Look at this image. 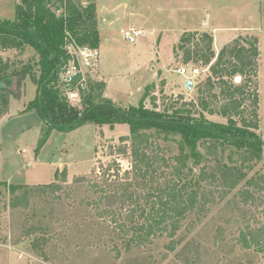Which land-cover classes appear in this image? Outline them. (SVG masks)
<instances>
[{"label":"rangeland","instance_id":"obj_1","mask_svg":"<svg viewBox=\"0 0 264 264\" xmlns=\"http://www.w3.org/2000/svg\"><path fill=\"white\" fill-rule=\"evenodd\" d=\"M99 1L116 5L120 14L114 20L112 34L103 36L107 45L104 42L99 49L105 62L102 66L100 63L89 82L106 85L98 78L99 73L106 74L116 83L117 90L108 95L105 86L99 94L123 110L133 107L159 113L164 118L191 117L198 122L247 129L237 116L184 108L178 97H183L185 103L195 100L197 86L210 75L208 67L201 62L185 65L186 52L212 49L219 54L237 39L245 46L257 39V66L250 88L259 100L258 122L257 128L250 131L264 143V0ZM13 2L0 0V21L16 20V6L21 0L16 5ZM104 16L107 20L111 18L105 13L100 23ZM128 29L143 32L136 44L129 45L123 39L122 33ZM184 38V49L178 48ZM38 58L29 47L3 50L0 46V59L10 67V73L34 65ZM194 67L201 74L190 80L194 83L190 91L186 89L185 79H188L179 70ZM38 77L37 73L24 81L17 77L8 92L0 93V264H264L262 254L244 250L237 243L246 225L259 227L264 223L260 202L264 193H258L261 200L249 206L241 204L237 196L251 179L264 177V150L254 153L247 147L217 141L218 154L214 158L202 140L186 146L185 175L200 191L215 192L216 205L210 206L205 215L198 211L189 215L177 235L175 252H168L170 240L165 236L157 237L142 249L127 252L119 232V225L127 218L115 223L98 213L109 209L122 215L126 210L128 214L131 209L139 212L151 209L154 191L169 179L167 173L157 172L153 178L143 179L130 174L126 178L132 163L120 151L124 145H130L129 141H121L131 136L129 124L98 127L87 123L70 132L53 130L40 149L39 143L47 129L33 106L40 95V87L34 80ZM237 81L238 84L240 79ZM59 85L62 89L61 78ZM88 89L81 93L80 101L70 102L79 111L85 109L82 95ZM251 102H247L245 112L248 121L252 119ZM145 132L152 133L154 129ZM163 137L160 143L168 150L167 158L177 164L182 136ZM246 157L251 162H246ZM203 168L217 174L220 181L210 178L201 182ZM65 169L67 178L61 177L59 199L34 190L55 182L56 172ZM90 174L99 183L101 178L113 179L125 188L114 199L100 203V195L92 191L88 178H81ZM12 185L20 187L14 195L10 193ZM23 187L29 191L26 193ZM219 230L224 232L223 241L216 240ZM115 249L120 250V255Z\"/></svg>","mask_w":264,"mask_h":264},{"label":"trees","instance_id":"obj_2","mask_svg":"<svg viewBox=\"0 0 264 264\" xmlns=\"http://www.w3.org/2000/svg\"><path fill=\"white\" fill-rule=\"evenodd\" d=\"M16 10L15 21H0V46L3 50H25L29 47L36 51L39 58L34 65L29 64L21 71L13 73H10V67L0 59V93L8 92L15 85L14 81L17 77L20 81H24L27 77H35L36 73L39 77L38 80L36 78L34 80L37 81L41 93L62 58L68 61L67 48L70 45L99 48L100 33L94 1L84 5L81 0H21ZM240 40H235L231 47H225L219 54L212 49L186 52L183 58L185 65L192 61L201 62L208 67L210 75L197 86L195 100L185 103L184 98L179 96L178 101L179 104L182 101L184 108H202V111L211 115L237 116L247 129L212 125L195 121L191 117L164 118L159 113L133 107L123 110L111 101L103 100L99 92L101 89L104 90L106 85L94 84L93 81L89 84L88 93L82 95V105L85 109L79 111L63 97L64 92L59 85L61 70L45 86L42 106L40 95L33 104L45 123L44 129H47L39 143L40 149L53 130L70 132L87 123L98 127L129 124L131 136L129 139L122 138L121 141L123 143L129 141L130 145H124L120 151V154L130 158L132 163L131 171L125 173L126 178L129 179L130 174L143 179L147 176L153 178L157 172L167 173L169 179L163 181L154 191V204L151 209H142L140 212L131 209L128 214L126 210L122 215H116L109 209L98 213L101 218L111 219L115 223L120 218H127L119 225L123 247L127 252L149 246L160 236L170 240L167 244L168 252H175L178 246L177 235L189 215L196 211L205 215L210 206L216 205L215 192L200 191L185 175L186 146L202 140L208 154L214 158L218 154L215 146L217 141L247 147L254 153L263 152V142L250 131L257 128L258 122L259 100L256 93H251L250 88L251 76L257 66L258 40L254 39L248 46L241 44ZM185 42L186 39H182L178 48H183ZM237 79H240L238 84ZM1 96L5 98V95ZM250 100L252 119L248 121L245 112L247 102ZM148 128H153L154 132H145ZM166 134L182 136V141L179 142L180 153L175 159L177 164L167 158L168 150L160 143L164 140L163 135ZM245 160L251 162L250 158L246 157ZM95 172L96 169L92 173ZM91 175L81 178H88L92 191L100 195V203L106 199H114L125 188L117 185V181L113 179L109 181L101 178L102 182L99 183L98 180H93ZM223 176H226L225 172ZM61 177L66 180V169L61 173L56 172L55 182L35 187L34 190L59 199L57 194L62 191ZM210 178L217 183L220 181L217 174L208 173L203 168L200 175L201 182H206ZM19 189L20 187L12 185L10 193L14 195ZM23 189L26 193L29 191L28 187ZM258 193H264V177L251 179L237 196L241 204L249 206L261 200ZM260 202L263 206L261 214L264 216V200ZM94 208L97 211V207ZM123 215L126 216L122 217ZM128 219L130 221H127ZM224 239V232L219 230L216 240ZM237 243L244 250H254L264 256V223L259 227L246 225L237 238ZM115 251L120 255L119 249Z\"/></svg>","mask_w":264,"mask_h":264},{"label":"built area","instance_id":"obj_3","mask_svg":"<svg viewBox=\"0 0 264 264\" xmlns=\"http://www.w3.org/2000/svg\"><path fill=\"white\" fill-rule=\"evenodd\" d=\"M123 39L129 45L136 44L143 36V32L136 29H128L122 33ZM69 58L62 67L60 78L62 80L63 97L68 102L81 100V93L88 89L89 80L97 73L101 63L99 48L78 47L70 45L68 48ZM179 73L188 80H193L201 73L198 68H181ZM190 75V76H189Z\"/></svg>","mask_w":264,"mask_h":264},{"label":"crops","instance_id":"obj_4","mask_svg":"<svg viewBox=\"0 0 264 264\" xmlns=\"http://www.w3.org/2000/svg\"><path fill=\"white\" fill-rule=\"evenodd\" d=\"M19 0H14L13 4L16 5V2L18 3ZM82 3L84 5H88L90 2L94 1V0H89L88 2H86L85 0H81ZM95 5H96V16H97V21H98V30H99V33H100V46H102L104 44V38L103 36H106V35H109V34H112L113 32V27L116 25L115 24V21L118 17H119V14L120 12L119 9H116L117 7H115L116 5H112L111 3H106V4H102L99 0H95L94 1ZM108 14L111 18L110 20H107V17L104 16L103 20H102V23H100V19L101 17L103 16V14ZM106 44V42H105ZM107 45V44H106ZM108 47V46H107ZM105 50V49H104ZM106 51V50H105ZM105 54V53H104ZM102 56V55H101ZM102 61H103V58L101 57ZM104 59H105V55H104ZM105 61L101 62V66L104 64ZM99 79L103 80L106 84V93L109 95V94H112V93H115L113 92L114 90L116 91L117 90V85L116 83L112 82L108 76H106V74H103L101 75L99 73V76H98ZM186 79H185V83H186ZM193 86H194V83H193ZM194 89V87H192ZM192 89V90H193ZM178 90H180V92L182 91L181 88H179ZM107 95V96H108ZM113 95V94H112ZM117 95V94H116ZM112 100V97H108ZM113 101V100H112ZM116 104V103H115Z\"/></svg>","mask_w":264,"mask_h":264},{"label":"water","instance_id":"obj_5","mask_svg":"<svg viewBox=\"0 0 264 264\" xmlns=\"http://www.w3.org/2000/svg\"><path fill=\"white\" fill-rule=\"evenodd\" d=\"M64 63H65V58L63 57L61 60V63L56 67L55 71L50 76L48 81L45 83L44 87L42 88L41 93H40V97H39L41 106H42V102H43V91H44L45 86L56 76L57 72H59L62 69V67L64 66ZM192 87H193V82L188 80L186 82V89L192 91V89H193ZM89 112H91V111H89Z\"/></svg>","mask_w":264,"mask_h":264}]
</instances>
